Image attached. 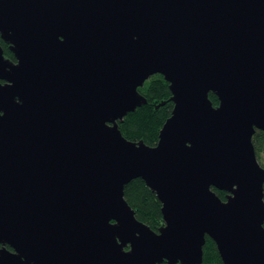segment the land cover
<instances>
[{
	"label": "water",
	"instance_id": "1",
	"mask_svg": "<svg viewBox=\"0 0 264 264\" xmlns=\"http://www.w3.org/2000/svg\"><path fill=\"white\" fill-rule=\"evenodd\" d=\"M0 37V264H201L206 237L264 264V0H0ZM156 74L173 109L150 147L119 123Z\"/></svg>",
	"mask_w": 264,
	"mask_h": 264
},
{
	"label": "trees",
	"instance_id": "2",
	"mask_svg": "<svg viewBox=\"0 0 264 264\" xmlns=\"http://www.w3.org/2000/svg\"><path fill=\"white\" fill-rule=\"evenodd\" d=\"M0 47L4 57L15 62L13 54L9 51L8 45L0 37ZM138 92L145 98L146 104L137 107L134 112L128 113L122 123H119V130L122 136L130 141H142L147 146H155L158 142L159 132L170 117L173 103L169 101L171 93L168 83L161 75H153L144 82ZM213 106L218 105V100L213 94H209ZM252 145L258 163L261 164V156L264 155V132L256 131L252 136ZM215 194L225 200L226 193L212 189ZM124 200L132 208L137 220L148 225L152 230L162 225L160 203L155 195L141 179H135L124 187ZM264 202V186H263ZM201 264H222L215 244L208 237L203 246V258Z\"/></svg>",
	"mask_w": 264,
	"mask_h": 264
},
{
	"label": "rangeland",
	"instance_id": "3",
	"mask_svg": "<svg viewBox=\"0 0 264 264\" xmlns=\"http://www.w3.org/2000/svg\"><path fill=\"white\" fill-rule=\"evenodd\" d=\"M261 164L264 166V155L261 156Z\"/></svg>",
	"mask_w": 264,
	"mask_h": 264
}]
</instances>
